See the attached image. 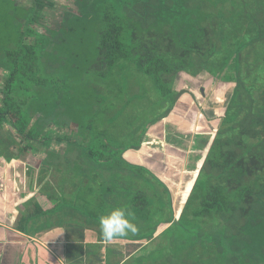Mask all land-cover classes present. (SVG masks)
<instances>
[{
  "label": "trees",
  "instance_id": "1",
  "mask_svg": "<svg viewBox=\"0 0 264 264\" xmlns=\"http://www.w3.org/2000/svg\"><path fill=\"white\" fill-rule=\"evenodd\" d=\"M8 1V18L0 15L6 19L0 34V156L10 161L31 150L37 154L35 140L46 146L35 165L15 162L20 182L39 185L36 195L43 198L33 194L23 202L19 230L28 218L44 215L39 224L56 225L66 264H264V0H72L54 27L38 22L50 0H31V6ZM90 18L99 20L94 36H66L78 24L87 30L81 22ZM58 27L64 31L60 42L67 37L92 44L69 57L72 70L87 66L77 83L33 106L23 91L30 95L34 86L69 81L61 72L64 55L53 52L40 66L34 50ZM28 37L32 44H25ZM47 67L57 75L46 84L39 73H48ZM95 69L112 79L107 93L102 83L87 95L82 79ZM116 69L122 76L136 71L151 78L163 110L144 115L146 105L132 101L138 90L126 94L128 82L116 79ZM183 75L199 89L215 80L208 83L214 101L225 105L208 115L200 109L202 95L177 88ZM26 103L28 112L22 110ZM66 119L78 125L75 140L50 146L45 125ZM196 120L204 134L194 130ZM159 121L165 124L151 131ZM5 123L28 141L8 136L1 129ZM180 123L185 134L176 129ZM149 133L152 144L155 136L168 142L154 146L176 156L177 165L189 147L197 152L183 179L180 168L170 169L180 181L178 191L153 168L125 160L124 152L139 149ZM30 193L36 192H22ZM113 207L130 213L137 231L105 241L99 219ZM127 243L142 244V252H131Z\"/></svg>",
  "mask_w": 264,
  "mask_h": 264
},
{
  "label": "rangeland",
  "instance_id": "2",
  "mask_svg": "<svg viewBox=\"0 0 264 264\" xmlns=\"http://www.w3.org/2000/svg\"><path fill=\"white\" fill-rule=\"evenodd\" d=\"M7 1L8 0H0V15H4L6 18H8V16H7L6 11L4 10V8H5L6 4L9 3V1L8 2ZM50 1L52 2V5L48 4L49 6H46L43 10L40 11L41 18H38L39 19L38 22L39 23H43L46 26L54 27V26L57 25L56 24L57 22H55L56 21L55 19L59 18L61 16V13L64 10H69V7L70 6L73 7V6L70 5L72 3V0H50ZM80 1H84V0H80ZM22 2H25L28 6H31V0H22ZM16 10H18V9H16ZM12 17L13 16H11L10 18H12ZM5 20L4 19L0 20V34H3V33L6 32V31L2 32V30H1L3 22ZM94 21L95 20L93 18H90L89 21H87V22H83V21L81 22L83 24H87L86 25V27H87L86 29L87 30H82L83 25L82 24H78V25H76V28L78 30H76V31H67V33L65 32V34L67 36L68 34H73V33H78L79 32V35L84 34L86 39H87V36H90V35L94 36L93 31L95 30L96 22L98 23L99 20L97 18L96 22H94ZM71 22H72V19H71ZM34 25H36V24H34ZM36 28H37V30H39L41 32L43 31L42 27H40V26H36ZM63 32L64 31L61 30L58 27L57 30L49 31L48 34H46L45 38H43L42 36L39 35V37H42V38H41V41L38 44L37 49L34 47V50H37L36 56L39 57L38 58V60H39V64L38 65H40V66L43 65V62L47 58H52V56L54 55L53 52H59V54L64 55L65 57L63 59H65V61H68V62H65V64L62 63L64 65V66H62V67H64V69H62L61 72H64V70H65V74L69 75V81L67 80L66 82H63V83L52 84L54 86L50 85L48 89H47V87L44 89L42 87L34 86L35 88L33 87L32 92L30 93V95H28V91H23L24 96L27 97V101L28 102L31 101V105H33V106H35L40 101L47 102V101H50V100L54 99L53 97L55 96V93H54L55 90H62L63 88H66L68 85L71 86L72 84L77 83V82H74V81L77 79L78 76H80L82 74L83 68H86V66H87V63H83L81 65V67L77 71H74L70 67L71 60L69 61V59L71 58V56H73L77 52H79L81 50V48H83L84 52H87L86 49H89L88 47L92 46V44L90 42H85L83 40H78V39L70 40L67 37H65L67 39V41H64L65 43L64 42H60L58 38L61 37V36H64ZM69 43H71V44H69ZM25 44L28 45L29 43L25 42ZM42 45L43 46L46 45V49L44 51L42 50ZM60 45H62V46H60ZM90 56H92L94 58L95 54H92ZM78 60H79V58H78ZM62 64H56L55 66L56 67H60ZM47 66H48V64H47ZM48 67H47L48 73L47 72H40L39 73V76L42 79L43 78L46 79V84L48 83V80H50V78L55 77L57 75V70L54 71L53 69H49ZM68 68H71V69L68 71L67 70ZM106 73L107 72L106 71L104 72V69H103V73L102 74H100L99 71L97 69H95V71H94V73L92 75L91 74L88 75V79H87V77L82 79V84L85 82L84 83V86H85L84 88L86 89L87 95L91 94L90 89L92 88V86H93V88L97 89L98 86L102 87V85H101L102 83H103V87H102L103 93H107L106 89L108 88L109 80L112 79V76L109 75V74H106ZM116 73L118 75L116 77V79H118V81H119V79H124V80H126V82H128V83H125L126 94H129V92L135 90V88L138 90V92H137L138 95H136L135 97H133V95H131L133 97L132 101L135 104L146 105V108L144 109V112H143L144 115H146L148 117L149 116L153 117V116L158 115L163 110V108L161 106H159V104H158V102H162V97H160V96H158L156 94V92L154 90V85L152 83L151 78H149L145 74H142V73L136 72V71L134 73L131 72L129 75L125 71L124 72V76H122V75H119V71H118V69H116ZM86 75L87 74H85L84 76H86ZM90 78L92 79V81L90 80ZM181 78H183V81H184L186 77L183 75V76H181ZM210 80L211 79H208L204 83L205 86H206V87L204 86L205 88L203 86L200 87V90L203 88V92L205 91V95L202 96V97H199V99L201 98L200 99L201 100V106H200L201 110H205L206 109V110L209 111L213 107V104H214L215 108H219V107H222L223 105H225L222 102L218 103V102L214 101L212 89H210V90H208V92H206V89L209 88L208 87V83L211 82L210 84H213V86L216 83L215 80L214 81H210ZM177 83H178L177 84V88H179L180 84H179V82H177ZM185 84L183 83V85H185ZM98 90H99V88H98ZM192 90L195 92L196 95L198 94L200 96V94L198 93V90H196L193 87H192ZM203 97H204V99H203ZM153 101H155V103H153ZM83 102L86 103L84 99H83ZM40 106L42 108L41 104H40ZM204 106H205V108H204ZM130 107H131V109H135L136 108L135 105H130ZM156 107H157V109H156ZM27 108H28V104L27 103H26V105L22 106V110L24 112H28ZM208 111H206V112H208ZM211 112H212V109H211ZM69 114H71V110H70ZM172 119L177 122L176 118H172ZM167 122H170V121H167ZM197 123H198V121L196 120L195 123L193 124L194 130L197 131L198 133L201 132V133L204 134L205 130L204 129L202 130V128H199V125H197ZM30 124H33V121H31ZM163 124H165V123H161L159 121L156 124H154L150 128V130L154 131V132H157L159 130L160 126H162ZM166 124H168V123H166ZM180 124L177 126L178 128H176V129H178L180 132L185 134L186 130L184 129L182 124H181L182 127H180ZM1 129H3V127H1ZM45 131H47V129H45ZM15 135L17 137V140L23 142V144H24V142H27L25 140L22 141L21 136H18L17 134H15ZM150 136H152V134H150ZM49 137H50V139H53L52 136H49ZM182 139H183V137H181L180 140H182ZM34 142H35V145L38 147L39 152H38V155H36L35 153L33 155L31 153H26L24 156L21 157L23 159L24 164L26 166H33V164L35 165L38 162V159H36V156H39V154H41L40 157L45 155V151L44 150L46 149V146L44 145V143L40 142V140H35ZM55 143L58 144L59 142H55ZM52 144L53 143H50V146H52ZM188 147H189V144H188ZM195 157H197V152L196 151L192 152V153H190V151H187V154H185V157L183 158V161L181 163L182 166L181 165H177V163H176L177 167L181 169V179H183V170L188 165H189V167H192L193 164L195 165V162H194L195 161L194 160ZM174 159H176L174 156L170 157V162L173 161ZM173 168H175V166L172 163L171 166L168 165L167 168L166 167L162 168L161 164H157L155 166V168H153V169L156 172L160 171L161 172V173H159L160 176H162V175L166 176L169 179V181H170L169 183L171 185H174V183L176 185H180V181H178L176 179L175 175L170 170V169H173ZM18 177L20 178V175H18ZM54 179L56 180L57 178L56 177H52L51 178L52 181H54ZM177 191H178V189H177ZM39 201L42 202L43 198L40 197ZM17 209H18L19 213L22 212V210H23V208H21L20 206ZM176 216H178V215L176 214ZM45 230L46 229H44V231ZM86 231H88V230H86ZM58 236L62 237L61 234H58ZM130 247H131V252H133V253L136 252V254L141 253L142 250H143L142 249V244H134L133 245V243H127L126 244V248L129 249ZM72 248L73 247L70 246V249H72Z\"/></svg>",
  "mask_w": 264,
  "mask_h": 264
},
{
  "label": "crops",
  "instance_id": "3",
  "mask_svg": "<svg viewBox=\"0 0 264 264\" xmlns=\"http://www.w3.org/2000/svg\"><path fill=\"white\" fill-rule=\"evenodd\" d=\"M24 42L32 44L33 39L28 37L24 40ZM180 78L178 80L180 89L185 87L195 94V92L192 90L193 87L198 90L199 94L201 93L200 96L205 95L203 88L200 90L196 85L188 83L189 81L186 78L184 81L183 78ZM1 79L2 76H0V108L3 105L1 101L3 96L1 92ZM183 83L186 84L183 85ZM210 83L209 85H211ZM210 89L211 88H207L206 92H208ZM211 109L209 111L205 109V111H208V115L209 113H213L215 109L214 104ZM45 126L47 132L53 138L51 139L50 143H53L52 146L55 148L58 146V144L55 142H59L60 146H65L69 140H75V133L78 131V125L67 119L63 121H57V124L56 122H53V120H50ZM2 131L9 133L8 136L17 134V132H15L12 126L8 123L4 124ZM150 134L151 133L146 134L145 140L139 149H127L124 152L123 156L125 160L131 163L142 164L148 168H155L157 164H161L162 168H167L168 165L171 166L173 163L175 168L179 169L176 165V156H174L176 159L171 161V163L170 157H172V155L169 156L165 153H162V150H160L159 147L154 146L156 144H160V142H163L166 145L168 142L162 141V138L159 136H155L156 139L152 144L150 138H148L150 137ZM149 146L152 147L151 151ZM15 148L16 147H14V149ZM169 148L171 149V147ZM169 148L168 151L171 152ZM188 151H190V153L193 152L190 147ZM28 153L33 155L35 152L31 150L28 151ZM36 155H38V153ZM40 155L41 154L36 156V159L41 158ZM179 156L180 157L178 158L181 159L182 155L179 154ZM21 159L22 158L20 157L16 160L21 161ZM16 160L11 159L10 161H7L4 156H0V264H66L64 257H61L64 252L60 243L56 239V225H54L52 222L49 223V221H47L48 223H46V225H42L41 223L39 224L41 218L44 215L28 218L26 220L24 231L19 230L18 226H16V221L18 215L20 214L17 208L20 206L24 209L23 202L30 196H33V194H35L36 197L34 198L36 200L39 199L38 195H36L39 185L36 186V184H34L30 188L29 184L26 185L27 183L22 184L20 182L18 175H20L22 169L20 166L18 167L15 165ZM152 172L159 176V173H161L160 171L156 172L154 169ZM168 181L169 179L164 180L166 185H170ZM172 186H175L178 189V185L175 183ZM32 189L36 193H30L29 196L25 197L23 196L22 192H32ZM44 229L46 230L44 231Z\"/></svg>",
  "mask_w": 264,
  "mask_h": 264
},
{
  "label": "clouds",
  "instance_id": "4",
  "mask_svg": "<svg viewBox=\"0 0 264 264\" xmlns=\"http://www.w3.org/2000/svg\"><path fill=\"white\" fill-rule=\"evenodd\" d=\"M131 214L121 207H113L99 219L100 231L105 241L126 237L137 231ZM63 231V230H62Z\"/></svg>",
  "mask_w": 264,
  "mask_h": 264
},
{
  "label": "flooded vegetation",
  "instance_id": "5",
  "mask_svg": "<svg viewBox=\"0 0 264 264\" xmlns=\"http://www.w3.org/2000/svg\"><path fill=\"white\" fill-rule=\"evenodd\" d=\"M18 1H21V2H22V0H18ZM23 4H24V5H26V3H25V2H24ZM26 6H27V5H26ZM26 8H27V7H26ZM29 38H30V37H29Z\"/></svg>",
  "mask_w": 264,
  "mask_h": 264
},
{
  "label": "water",
  "instance_id": "6",
  "mask_svg": "<svg viewBox=\"0 0 264 264\" xmlns=\"http://www.w3.org/2000/svg\"><path fill=\"white\" fill-rule=\"evenodd\" d=\"M202 90V89H201Z\"/></svg>",
  "mask_w": 264,
  "mask_h": 264
}]
</instances>
